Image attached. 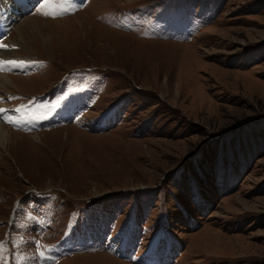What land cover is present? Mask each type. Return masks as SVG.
Wrapping results in <instances>:
<instances>
[{
    "label": "rangeland",
    "instance_id": "obj_1",
    "mask_svg": "<svg viewBox=\"0 0 264 264\" xmlns=\"http://www.w3.org/2000/svg\"><path fill=\"white\" fill-rule=\"evenodd\" d=\"M9 3L0 264H264V0Z\"/></svg>",
    "mask_w": 264,
    "mask_h": 264
},
{
    "label": "bare ground",
    "instance_id": "obj_2",
    "mask_svg": "<svg viewBox=\"0 0 264 264\" xmlns=\"http://www.w3.org/2000/svg\"><path fill=\"white\" fill-rule=\"evenodd\" d=\"M13 1L17 2V3L19 2L20 7L22 6V9L24 10L25 7L29 6L28 3L33 2L34 0H13ZM8 3H9V0H0V34L3 33L4 29L7 26L11 25V22L15 21L13 13H10V12H12L11 11L12 9L14 11H15V9L12 7V3H9L10 5ZM70 18L71 17H68V18H65L62 20H68ZM27 21H29V22H27ZM27 21L26 22L22 21V22L16 24L14 27L16 34L19 37L17 40L18 42H16V43H17V46H19L21 49H27V48L29 49V43L31 42L30 36L32 34L31 31L36 29L35 22H33V20H30V18H27ZM15 55L16 54H14V52L12 55L11 52H9V51H5V52L0 51V60H3V61L15 60L17 62H21V61H18L20 59L16 58ZM25 65L26 64H24L23 67H25ZM23 67H11V66H9V67L5 68L4 70L0 71V87H5L6 85L7 86L8 85L13 86L12 85V82H13L12 78L13 77H9L7 72L12 70V69L15 70L18 68H23ZM31 78H28V79H31ZM20 79H23V78H20ZM25 79H27V78H25ZM72 110L73 109L67 107L64 109V112L72 113ZM14 119H19V118L15 117ZM26 125L27 124H25L23 126H26ZM16 136H20V133L12 131L9 128L0 124V145H5V144L11 145V144H13L14 141L12 140V138H16ZM31 137L36 138L37 135H32Z\"/></svg>",
    "mask_w": 264,
    "mask_h": 264
},
{
    "label": "snow or ice",
    "instance_id": "obj_3",
    "mask_svg": "<svg viewBox=\"0 0 264 264\" xmlns=\"http://www.w3.org/2000/svg\"><path fill=\"white\" fill-rule=\"evenodd\" d=\"M69 2L70 0H59L58 3H54L53 0H42V3L39 5L41 9V14L48 17L51 16L52 18H57L59 16H63L68 14L69 12ZM86 0H71V3H85ZM47 9V10H45ZM2 39V37H0ZM16 46H8L5 44L0 43V49L5 50H12L15 49ZM24 62H17L15 60L12 61H3L0 60V71L4 70L5 68L11 67H23ZM30 110V106H24L22 108H17L14 110H6L0 109V120L12 125L13 127H22L23 125L34 121L36 119L35 116L27 117V112ZM15 111L17 113L24 112V116L20 117L19 119H13L11 116L7 115V112ZM27 117V118H25Z\"/></svg>",
    "mask_w": 264,
    "mask_h": 264
}]
</instances>
